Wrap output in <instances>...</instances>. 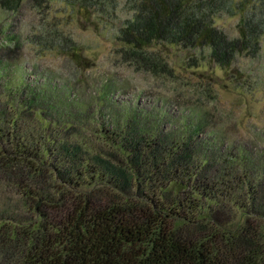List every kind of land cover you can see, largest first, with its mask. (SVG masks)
Returning a JSON list of instances; mask_svg holds the SVG:
<instances>
[{"label": "trees", "instance_id": "1", "mask_svg": "<svg viewBox=\"0 0 264 264\" xmlns=\"http://www.w3.org/2000/svg\"><path fill=\"white\" fill-rule=\"evenodd\" d=\"M127 3L117 43L137 69L167 72L156 44L207 47L226 74L260 49L264 0ZM223 9L239 14L237 36L215 24ZM80 10L91 19L88 3ZM26 90L9 113L0 100V264H264V159L227 171L202 144L200 121L181 137L142 134L136 120L96 137L71 111L68 122L46 117L49 98Z\"/></svg>", "mask_w": 264, "mask_h": 264}, {"label": "rangeland", "instance_id": "2", "mask_svg": "<svg viewBox=\"0 0 264 264\" xmlns=\"http://www.w3.org/2000/svg\"><path fill=\"white\" fill-rule=\"evenodd\" d=\"M81 2L88 3L91 19L80 10ZM132 14L127 0L114 6L110 0H50L45 9L31 0L15 10L0 5V100L7 112L34 88L49 98L40 104L46 117L68 122L71 111L81 131L96 137L102 128L127 130L134 120L142 134L181 137L200 121L202 144L227 171L240 174L252 161L259 165L264 34L259 51L237 57L229 74L210 58L209 48L170 43L154 46L162 51L167 72H151L120 54L118 31ZM238 20L239 14L225 9L214 14L215 24L230 37L238 34ZM72 45L81 49L80 60Z\"/></svg>", "mask_w": 264, "mask_h": 264}]
</instances>
